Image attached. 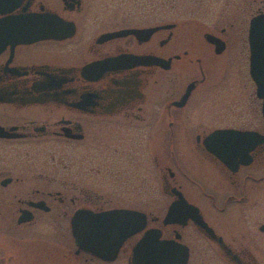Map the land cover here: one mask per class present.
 Instances as JSON below:
<instances>
[{"label": "flooded vegetation", "instance_id": "1", "mask_svg": "<svg viewBox=\"0 0 264 264\" xmlns=\"http://www.w3.org/2000/svg\"><path fill=\"white\" fill-rule=\"evenodd\" d=\"M261 14L264 0H0V264H128L149 229L186 264H264ZM219 129L262 139L243 153L207 140ZM178 192L204 227L184 206L164 221ZM115 209L145 225L107 259L110 236L72 226Z\"/></svg>", "mask_w": 264, "mask_h": 264}, {"label": "water", "instance_id": "2", "mask_svg": "<svg viewBox=\"0 0 264 264\" xmlns=\"http://www.w3.org/2000/svg\"><path fill=\"white\" fill-rule=\"evenodd\" d=\"M250 43H251V64L250 73L256 85V92L258 97L262 100V116L264 119V14H261L252 19L250 27ZM154 60V59H153ZM190 88H187L182 100L185 99ZM220 141L221 145L236 141L243 149L248 147V142H257L262 137L255 131H241L234 129H219L213 131L207 140ZM206 142V140H205ZM208 147L219 156L221 160L229 164L226 158V152H217L209 145ZM179 199L172 202L165 215L164 221H172L177 214L178 207L184 206V213L186 217L190 216L196 223L204 227L205 223L202 215L199 213L197 207L188 205L181 193H177ZM98 224L91 227L78 226L73 224L72 234L75 236L83 235H104L110 236L109 243H112L111 256H106V253H100L104 258L113 259L117 253V249L126 237L133 235L142 230L145 225V214L136 210H110L95 214L93 217ZM75 218L73 219V222ZM158 235L153 229H149L140 237L132 247L131 255L128 264H186L188 258V249L182 243L173 239L148 238L150 235ZM79 242L80 239L76 238ZM91 241L90 238H86Z\"/></svg>", "mask_w": 264, "mask_h": 264}, {"label": "rangeland", "instance_id": "3", "mask_svg": "<svg viewBox=\"0 0 264 264\" xmlns=\"http://www.w3.org/2000/svg\"><path fill=\"white\" fill-rule=\"evenodd\" d=\"M247 84H248V87L250 88V89H249V88L247 87V89H248L249 91L254 89L253 84H251L250 82L247 83ZM243 90H245V88H243ZM157 134H158V133H157V130H154V131H147L145 137L142 136V138L144 137L145 139H155V138H157V136H156ZM148 149H149V147L147 148V155H150ZM147 162H148L147 165L149 166L150 163L152 162V157L149 156V157L147 158ZM115 264H118V262H115ZM119 264H120V263H119ZM125 264H126V260H125Z\"/></svg>", "mask_w": 264, "mask_h": 264}]
</instances>
